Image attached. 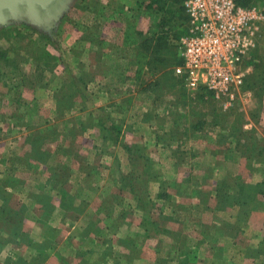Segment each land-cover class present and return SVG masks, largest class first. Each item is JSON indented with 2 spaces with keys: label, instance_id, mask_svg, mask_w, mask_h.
Masks as SVG:
<instances>
[{
  "label": "rangeland",
  "instance_id": "obj_1",
  "mask_svg": "<svg viewBox=\"0 0 264 264\" xmlns=\"http://www.w3.org/2000/svg\"><path fill=\"white\" fill-rule=\"evenodd\" d=\"M246 1L248 5L264 7V0ZM142 2L72 0L51 30H41L25 19H13L0 26V150L3 155L6 149L19 150L17 144L22 142L24 149H30L28 158L52 165L54 178L63 184L70 171H74L72 167L81 166L86 173L110 170L106 184L114 186H105L103 190L108 196L104 207L110 212V202L119 210L118 207L124 208L125 201H131L128 194L136 199L124 184V179L130 178V185L147 190V198L139 203L142 227L158 236L169 230L162 227L161 221L152 223L148 219L153 211L160 212V204L151 197L152 184L161 183L162 193L165 191L169 197L173 192L174 196L190 199L195 196L190 189L194 183L210 185L211 164L206 161L197 165L199 162L194 160L203 157L202 150L193 144L197 131L202 130L207 136L205 140L216 137L215 128H220L225 137H236L233 140L236 151L232 150V156H228L229 175L242 166L241 154L249 156L251 163L259 162L247 149L258 150L254 155L264 161V26L256 53L247 66L241 96L226 105L227 100L217 101L210 94L187 87L185 79L176 74L181 63L173 49L170 48L172 62L152 67L145 64L146 59L141 56L146 54L148 39L162 32L172 33L174 25L171 22L166 25L172 16L169 12L146 9V3L140 5ZM148 27L149 31H145ZM175 41L172 40V45ZM88 46L94 50L88 51ZM73 78L80 80V84L67 86ZM101 119L105 120L104 130ZM144 122L149 127H144ZM113 124L122 130L119 142L114 140L115 134H107V128ZM259 124L263 127L258 126L257 131L253 125ZM134 132L138 135H129ZM251 134L254 137L260 134L263 141L253 146L251 142L237 139L238 136L247 139ZM192 138L191 144H185ZM7 139L9 142L4 144ZM132 141L137 143L130 144ZM51 145H57L55 157L52 150L50 153ZM129 148L138 149V153L132 154ZM85 150L90 153V161L80 155ZM171 155L176 158L174 164L169 161ZM219 155L217 167L225 157V154ZM21 163L17 157L0 161L1 167ZM201 169L208 172L203 177L206 180L199 177ZM231 175L229 188L223 191L234 192L231 185L237 178L242 180ZM33 178V183L39 182V175ZM260 178L261 175H256L253 179ZM169 188L176 191L170 193ZM162 200L169 207L167 212L171 211L172 201ZM190 205H181L174 216L178 219L176 223L164 221L173 227L174 234L178 233L177 226L183 228L184 224L189 234L197 231L192 219L200 218ZM216 209L219 210L218 205ZM234 210L237 211L233 224L220 223L216 227L219 223L210 225L209 216H205L203 219L208 222L203 230L217 228L238 236L247 226L248 217L240 206ZM127 212L122 216H128ZM183 246L185 252L180 264L183 260L194 264L198 258L192 248L195 245L184 243ZM217 248L214 246V250Z\"/></svg>",
  "mask_w": 264,
  "mask_h": 264
},
{
  "label": "crops",
  "instance_id": "obj_2",
  "mask_svg": "<svg viewBox=\"0 0 264 264\" xmlns=\"http://www.w3.org/2000/svg\"><path fill=\"white\" fill-rule=\"evenodd\" d=\"M138 28L141 30L140 25ZM147 30L149 31V27L145 31ZM87 50L93 51L94 47L88 46ZM143 125L149 127V123L144 122ZM150 125L153 127V122ZM258 126L263 127L261 124L253 125L257 131ZM213 132L216 137L209 136L205 140L207 136L203 135L202 130L197 131L193 142L195 148L203 152L202 158L194 159L199 162L197 165L206 161L211 164L208 168L210 185L205 183V186H199V183H194L190 187L195 194L192 199L183 195L174 196L172 191L176 190L169 188L173 195L169 197V201H172L171 211L167 212L169 207L165 200H157L158 195L162 194L161 183L152 184L151 197L160 204V212L153 211L148 219L152 223L161 221L162 227L169 230L158 236L142 227L143 217L139 212L141 202L132 195L128 194L131 201H125L124 208L118 207L117 210V205L112 207L111 202V212L104 207L108 196L103 190L105 186H114L106 184V176L110 170L100 169L103 171L86 173L81 166L72 167L74 171H70L63 184L54 178L56 173L52 165L33 162L28 158L30 149H24L22 142L17 144L19 150L6 149L4 155L0 150V161L12 157L22 161V165H17L16 168L0 165V264H170L172 261L180 264V257L185 252L184 243L187 246L195 245L192 248L198 258L194 260V264H264V195H258V210L248 216L247 226L238 236L217 228L203 230V225L208 222L203 219L205 216H209L210 225L219 223L216 227L220 223L235 222L236 206L227 208L226 211L216 209L217 192L229 188L231 174L240 176L248 185L264 180V163H251L249 156L243 154L239 156L242 166L229 175L228 156L232 150L236 151L233 142L236 137H225L220 128H215ZM129 135L138 134L134 132ZM142 137L146 140L145 136ZM237 139L248 142L243 136H238ZM255 139L263 141L260 134ZM135 141L130 144L137 143ZM192 141L193 138L185 144H191ZM8 142L9 139L4 144ZM51 146L50 153L52 150V157H55L57 145ZM219 154H225L221 167H217L221 160ZM80 155L86 157L87 161L91 160L87 150ZM169 161L174 164L176 158L171 155ZM208 172L201 169L199 177H207ZM35 175H39L38 183H33ZM256 175H261L262 178L254 180ZM114 196L120 201L124 200L121 196ZM183 204H191L190 209H195L200 218L197 221L196 218H191L197 229L195 234H189L184 224L183 228L177 226L178 233L175 235L171 231L174 230L173 227L164 222L176 223L178 219L174 218L175 213ZM124 212L129 215L122 216ZM214 246H218L217 250H214ZM177 259L180 260L176 262ZM183 261L182 264H186Z\"/></svg>",
  "mask_w": 264,
  "mask_h": 264
},
{
  "label": "built area",
  "instance_id": "obj_3",
  "mask_svg": "<svg viewBox=\"0 0 264 264\" xmlns=\"http://www.w3.org/2000/svg\"><path fill=\"white\" fill-rule=\"evenodd\" d=\"M186 16L185 33L174 48L176 74L195 92L227 104L237 96L264 26V7L237 0H177Z\"/></svg>",
  "mask_w": 264,
  "mask_h": 264
},
{
  "label": "trees",
  "instance_id": "obj_4",
  "mask_svg": "<svg viewBox=\"0 0 264 264\" xmlns=\"http://www.w3.org/2000/svg\"><path fill=\"white\" fill-rule=\"evenodd\" d=\"M138 1H142V0H138ZM237 1L243 6H251V5H248V2L246 0H237ZM243 2H245L246 4H244ZM142 4H145V8L149 10H156L158 12L159 11L169 12L172 16L170 19L168 18V20H166V25L168 23L170 24L171 22L172 25H174V30L172 33H169V31L168 32L166 31L165 33L164 32L159 33V35H155L154 37H152L151 40L149 38L148 39L149 41L147 42V45H146L147 46L146 54L141 56V58L146 59L145 64L148 65V67H152L154 64H158V65L165 64L169 60H171L172 62V59H171L172 53L170 51V48H171L174 50L175 55L177 56V59L181 63L177 55V52L174 48V45H172V40L173 39L178 40L186 31L185 25H186L187 19L184 14L182 6L177 0H143V2L140 5ZM48 41H50V39ZM138 46L140 47L141 44H139ZM148 50H150V52H148ZM255 50L254 52H252L251 58L253 54L256 53ZM250 62H251V59L249 63ZM79 81L80 80H77L76 78L69 79L66 85L76 87L75 85L80 84ZM100 122L104 130L105 127L103 124L105 123V120L101 119ZM111 133L115 134L114 140L116 142H119L118 141L119 137L122 134L121 128L113 124L112 126L107 128V134H111ZM247 140H248V143L251 142L253 146H255L257 142H259L255 139V137L252 134L247 136ZM129 149L132 154L138 153V149L134 151L132 148H129ZM247 150L252 152L251 155L254 156L256 160H258L261 163H264V161L258 155H254V153H256L258 150H255L254 152L253 150H250V149H247ZM132 177L133 175H131V178ZM124 181H125L124 184H126L130 188L131 193L135 195V198L137 201L142 202L145 196L147 198V195H146L147 190L142 189L140 185L135 186V187L133 185H130L131 184L130 178H125ZM127 181L128 183H126ZM231 186L232 187L230 188L234 192H231L229 190L228 191L218 190L217 192V196H219L218 209L226 210L227 208H230L233 206H240V208H242V211L244 212V215L247 217L248 216L250 217L254 211L258 210L257 196L259 194L262 196L264 195V182H260V183L253 184V185H248L246 184V182H244L240 178H237ZM158 197L161 199H167L169 198V195L162 193V194H159Z\"/></svg>",
  "mask_w": 264,
  "mask_h": 264
},
{
  "label": "water",
  "instance_id": "obj_5",
  "mask_svg": "<svg viewBox=\"0 0 264 264\" xmlns=\"http://www.w3.org/2000/svg\"><path fill=\"white\" fill-rule=\"evenodd\" d=\"M72 0H0V26L13 19H25L41 30H51Z\"/></svg>",
  "mask_w": 264,
  "mask_h": 264
}]
</instances>
